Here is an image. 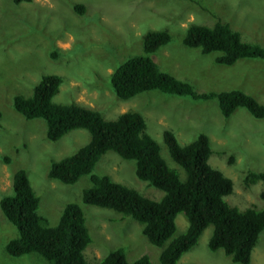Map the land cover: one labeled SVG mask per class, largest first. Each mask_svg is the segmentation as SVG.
<instances>
[{"label": "rangeland", "instance_id": "obj_1", "mask_svg": "<svg viewBox=\"0 0 264 264\" xmlns=\"http://www.w3.org/2000/svg\"><path fill=\"white\" fill-rule=\"evenodd\" d=\"M73 4H82L84 13H76ZM217 19L228 23L242 41L264 47V0H31L17 4L0 0V198L12 194V175L24 169L39 199L38 213L48 226L57 224L66 203H77L91 237L83 253L92 264L117 248L123 249L128 261L147 255L151 264H160L162 249L188 225L185 215L178 213L171 238L161 246L152 245L130 216L82 202L83 189L92 185L90 174L72 184L48 177L50 163L86 144L89 133L73 129L51 141L45 136L44 120L26 119L13 108L12 99L18 94L31 95L43 74H57L62 82L52 98L55 103L89 107L105 119L126 110L141 113L161 156L181 180L185 172L169 156L163 130H171L181 146L205 133L212 149L208 163L232 180V192L224 196L225 201L239 210L261 208L264 181L245 185L243 178L248 171L264 169V117L256 118L244 107L224 117L216 99H193L160 90L121 100L109 86L114 67L128 56L143 53L146 31L167 30L169 42L151 54L160 70L189 82L197 92L239 89L264 104V59L219 64L214 61L218 52L203 54L182 43L188 25L211 26ZM134 167V160L108 151L91 174L108 175L145 197L159 199L163 192L138 179ZM211 232L209 225L176 264H239L221 249L208 248ZM17 235L0 210V264H45L37 253H6V242ZM250 264H264V232L251 251Z\"/></svg>", "mask_w": 264, "mask_h": 264}, {"label": "trees", "instance_id": "obj_2", "mask_svg": "<svg viewBox=\"0 0 264 264\" xmlns=\"http://www.w3.org/2000/svg\"><path fill=\"white\" fill-rule=\"evenodd\" d=\"M14 3L31 0H12ZM73 10L82 15L84 6L73 4ZM171 38L167 30H148L142 37V54L128 56L109 76L113 94L121 100L148 91L160 90L193 99H216L220 113L229 117L236 108L244 107L256 118L264 117V104L239 89L197 92L193 86L162 71L151 58ZM182 43L195 47L203 54L218 52L214 61L231 65L241 58L264 59V47L244 42L237 31L220 19L211 25L191 23L185 30ZM56 57V52H51ZM62 78L57 74H43L34 84L29 96L15 95L13 108L26 119L40 118L46 125L45 136L57 141L73 129L89 133L86 144L73 153L50 163L48 177L65 184L75 183L90 174L91 186L83 189L85 204L109 208L130 216L141 225L142 234L149 243L161 246L176 229L175 217L183 213L188 225L182 233L171 238L159 255L160 264H176L181 255L198 241L209 225L208 240L211 251L221 249L239 264H250L251 251L259 234L264 232V191L259 196L263 206L239 210L230 206L224 196L232 192V180L208 163L212 149L209 137L199 133L191 142L181 146L169 129L162 132L163 141L171 159L185 172L181 180L175 169L161 156L159 144L146 130L145 119L135 110L119 113L114 119H105L95 109L76 103L58 104L52 101ZM108 151L135 162L134 173L163 192L155 200L137 190L116 182L108 175L91 174L100 157ZM3 161L9 162L8 157ZM264 181V169L248 171L245 185ZM12 194L0 198V210L17 229L18 235L8 240L5 251L11 256L37 253L45 264H92L84 256L91 237L85 217L77 203H66L55 226H48L38 213L39 199L34 193L24 169L12 175ZM96 264H151L147 255L128 261L122 248L113 249Z\"/></svg>", "mask_w": 264, "mask_h": 264}]
</instances>
